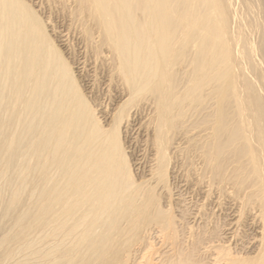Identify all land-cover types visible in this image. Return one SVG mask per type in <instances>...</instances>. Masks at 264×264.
Returning <instances> with one entry per match:
<instances>
[{
  "label": "bare ground",
  "instance_id": "1",
  "mask_svg": "<svg viewBox=\"0 0 264 264\" xmlns=\"http://www.w3.org/2000/svg\"><path fill=\"white\" fill-rule=\"evenodd\" d=\"M52 1L122 103L102 124L36 12L0 0V264H264V0Z\"/></svg>",
  "mask_w": 264,
  "mask_h": 264
},
{
  "label": "rangeland",
  "instance_id": "2",
  "mask_svg": "<svg viewBox=\"0 0 264 264\" xmlns=\"http://www.w3.org/2000/svg\"><path fill=\"white\" fill-rule=\"evenodd\" d=\"M24 2L26 3V5L28 6V7H30V8H32V10H34L35 12H36V15L38 16V19L40 20V22H42V24H43V27H44V29L46 30L45 31V33L48 35V38H50L51 40H52V42H53V44L56 46V48L59 50V53H61V55H62V58L64 59V60H66L68 63H69V67H70V69L72 70L71 72L73 73V76H74V80H75V82L77 81V83L76 84H78V86H79V89L81 90V94H83L84 95V97L89 101V103H90V105L92 106V107H94V108H96V111H97V113H96V115H98V117L100 116L101 118V122H102V120H104V122H102V124H106L105 126L106 127H108L110 124H111V119H107V117H104L105 116V114L103 115V110H102V108H104V110L106 109V108H108L109 107V109H107V112L109 113V115L110 114H112V113H114L113 111H115V109H116V106L118 105V106H120V104L119 103H122V102H120V100L122 101V99H120V97H119V90H118V88L116 87V86H112V85H110L109 84V77H107V74L109 75V73H107V72H109L108 71V69L106 70L105 68H99V65L97 64L96 65V63L95 62H93V63H91V61H92V58L94 59V56H93V54L90 52V54H89V56H88V53H89V50H87L86 51V46H85V44H84V42L81 40L80 41V39H79V37H75L74 38V36L75 35H73V37L71 38V36L72 35H68V39L66 40V41H64L63 40V37H59L58 35H60V36H62V35H64L67 31H68V28H67V26H69V22L70 21H68L67 19H68V17H67V15H66V13H63V12H65V11H63L62 12V6H58L59 4L57 3V5H56V3L54 2V1H49L48 2V4L45 2V0H24ZM52 2H54V3H52ZM49 3H51V5L49 4ZM55 4V6H53V5ZM53 6V7H52ZM56 7H57V9L58 10H56ZM60 7V8H59ZM55 8V9H54ZM67 31H66V30ZM64 30V31H63ZM57 31V32H56ZM65 32V33H64ZM60 33V34H59ZM61 33H62V35H61ZM58 36V37H57ZM58 38H60V41H59V39ZM80 41H78V40ZM62 41V42H61ZM84 49H85V52H84ZM85 53V54H84ZM86 55L88 56V57H86ZM91 57V58H90ZM88 60H91V61H88ZM95 61V60H94ZM82 62V63H81ZM86 62H87V64H86ZM88 62H90V63H88ZM95 63V64H94ZM80 64V65H79ZM84 66H83V65ZM88 64H90V65H88ZM91 64H93L94 65V67L91 65ZM78 66V67H77ZM92 66V67H91ZM82 67H84V68H86V69H83ZM98 67V68H97ZM88 68V69H87ZM96 68V69H95ZM97 69H99V70H97ZM105 72H104V71ZM96 72H98V73H96ZM106 73V74H105ZM103 76H105L106 77V79L105 78H103ZM97 79V80H96ZM99 79V80H98ZM106 81V83L108 84L107 86H106V83H104ZM97 82V83H96ZM105 84V85H104ZM94 85V86H93ZM112 86V87H111ZM93 87H94V89H93ZM111 87V88H110ZM96 89H98V90H96ZM109 91V92H108ZM92 92V93H91ZM110 93V94H109ZM112 93H114V94H112ZM117 93V96L115 95ZM113 96V97H112ZM117 97V98H116ZM100 99V100H99ZM120 99V100H119ZM91 100V101H90ZM102 100V101H101ZM119 101V102H118ZM98 102H100V104L98 103ZM103 102L105 103V104H103ZM108 104V105H107ZM102 105V106H101ZM104 106V107H103ZM117 106V107H118ZM101 107V108H100ZM111 108V109H110ZM112 108H113V110H112ZM112 112H111V111ZM101 111V112H100ZM110 111V112H109ZM101 113V114H100ZM102 115V116H101ZM104 118V119H103ZM107 120H106V119ZM107 121L109 122V124L107 123ZM108 124V125H107ZM139 130H137V132H134V131H132L131 132V134H125L123 131H121L120 132V139H121V143L123 144L122 146L124 147V150L126 151V157H127V160H128V162L130 163V168H131V174H132V176L136 179V180H145L146 178H147V171H145V170H148V167H149V163H150V157H151V152H149L150 151V149H149V147H148V145L146 144V142L148 143V141H147V139H148V134L147 133H145L144 131L143 132H141V131H139ZM141 132V133H140ZM137 133H139V134H137ZM145 134V135H143V134ZM123 134V135H122ZM137 134V135H136ZM126 135V136H125ZM131 135H133V136H131ZM131 136V137H130ZM134 136H136V137H134ZM125 137V138H124ZM133 137V138H132ZM140 137V138H139ZM145 137H146V140H145ZM126 138H128V139H126ZM130 138V139H129ZM132 138V139H131ZM135 138H136V140H135ZM133 139H134V141H133ZM125 140V141H124ZM129 140H132L133 142H130ZM144 140H145V142H144ZM143 141V142H142ZM146 145H147V147H146ZM146 148H147V150H146ZM148 152V155H147V152ZM146 152V154H144ZM143 153V154H142ZM141 156H140V155ZM142 156H144V157H142ZM148 156V158H147V160H146V157ZM137 159H139V160H141V161H139V160H137ZM144 161H143V160ZM139 161V162H138ZM146 161V162H145ZM147 161H148V164H147ZM146 163V164H145ZM139 166H138V165ZM141 164V165H140ZM145 164V165H144ZM147 165V166H146ZM145 167V168H144ZM139 168V169H138ZM145 169V170H144ZM139 170V171H138ZM144 170V171H143ZM135 171H136V173H135ZM142 172V173H141ZM146 174V175H145ZM170 174H171V176H170ZM136 176V177H135ZM168 176L169 177H167V181H168V186H170L171 187V190H173V192H180V193H184V194H186L187 195V192H188V195L189 196H187L186 198H187V202H191V200H192V203H190V205H188V206H190V208H191V205H192V208H191V210L192 209H194V210H192L191 212H193V211H195V209H196V207H197V205H199V204H195V205H193L194 203H199V201L202 203V200H203V196L202 195H198L197 193H199L200 191H197V192H195V194H194V196H193V198H192V196L190 197V195H193V193H192V191H190V189H187V188H181V187H179L180 186V178L179 177H176L175 175V177L173 176L172 177V173H169L168 174ZM141 177V178H140ZM140 178V179H139ZM143 178V179H142ZM168 178H169V180H168ZM174 178V179H173ZM179 180H178V179ZM178 180V182H177V180ZM178 185H177V184ZM172 185V186H171ZM175 185L176 186H178V189H177V187H175ZM175 188V189H174ZM181 188V189H180ZM187 189V190H186ZM179 190V191H178ZM183 191V192H182ZM201 193V192H200ZM199 193V194H200ZM183 194V195H184ZM185 195V196H186ZM196 195V196H195ZM188 198H189V200H188ZM192 198V199H191ZM196 198H198V199H202V200H198V199H196ZM161 201L162 200H164L165 201V199H160ZM196 201V202H193V201ZM161 201H160V203H161ZM164 201H162V206H164V203H166V202H164ZM200 203V204H201ZM194 206H196V207H194ZM210 206V207H209ZM208 207V211L207 212H209L208 213V216L210 217V221L212 220V223L213 222H215L217 225H218V227H217V225L215 224V223H213V227H212V225L210 226V228L212 227L213 229L215 228L214 226H216V229L218 228L219 230H222V231H224V230H226L228 227H226V226H228V224L230 223V219H231V217L229 216V212H228V210H223V212H226V213H221V212H218V213H216L217 211H215V208H213V205L211 206V205H209ZM194 207V208H193ZM213 208V209H212ZM174 210V211H173ZM176 211V212H175ZM173 212V216H175L176 218H181L182 216V214H181V211L179 212V211H177L176 210V208H174V207H172V209H171V213ZM191 212H189L188 211V213L185 215V217L187 216H189L188 214L189 213H191ZM211 212V213H210ZM216 213V215L217 216H219V218L215 215V213ZM176 213H178V214H176ZM221 213V214H220ZM180 214V216L178 217L177 215H179ZM227 216H226V215ZM221 215V216H220ZM224 215V216H223ZM186 217V218H187ZM213 217V218H212ZM222 217V218H221ZM226 217H229V220H228V218L226 219ZM226 220H225V219ZM202 220V219H201ZM186 222H187V219H186ZM199 225L201 224V226H199L198 225V222L197 223H194L193 224V221L191 220H189V224H191L192 226H195V227H197V228H199L198 230H200V229H202L201 231H203V228H202V224L203 223H201V221L199 220ZM220 222V223H219ZM224 222H226V223H228V224H224ZM188 223V222H187ZM211 223V224H212ZM221 223H223V224H221ZM215 224V225H214ZM221 224V225H220ZM220 225V226H219ZM199 226V227H198ZM221 227V228H220ZM226 228V229H225ZM215 229V230H216ZM219 230H217V231H219ZM221 231V232H222ZM224 236V235H223ZM224 240H227V239H225L224 238Z\"/></svg>",
  "mask_w": 264,
  "mask_h": 264
}]
</instances>
